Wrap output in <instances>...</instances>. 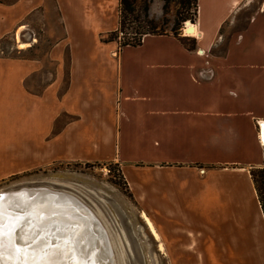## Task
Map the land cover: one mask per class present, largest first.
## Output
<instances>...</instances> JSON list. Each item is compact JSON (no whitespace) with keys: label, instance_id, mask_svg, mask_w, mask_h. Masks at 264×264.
<instances>
[{"label":"crops","instance_id":"crops-1","mask_svg":"<svg viewBox=\"0 0 264 264\" xmlns=\"http://www.w3.org/2000/svg\"><path fill=\"white\" fill-rule=\"evenodd\" d=\"M236 1L257 3L243 25L240 11L198 0L197 31L185 34L193 43L152 33L123 47L102 39L118 27L120 0L0 1V38L19 34L33 48L31 18L50 7L62 32L41 89L28 82L45 75L43 58L0 55V180L60 162H117L169 264H264L251 176L264 166V54L253 47L264 0ZM247 35L251 52L239 57Z\"/></svg>","mask_w":264,"mask_h":264},{"label":"rangeland","instance_id":"rangeland-1","mask_svg":"<svg viewBox=\"0 0 264 264\" xmlns=\"http://www.w3.org/2000/svg\"><path fill=\"white\" fill-rule=\"evenodd\" d=\"M195 3L196 0H136L137 11L144 13V8L148 6L147 13L149 19L154 20V30L157 33H173L187 43H193L185 37V28L195 22ZM256 4V2L245 4L236 0L213 2L200 0L202 9H213L222 15H231L236 10L240 11L239 26L254 13ZM184 18L187 20H183ZM30 24L37 33L33 48L24 49L26 45L21 46V44L27 41L21 39L19 34L15 36L12 33L0 38V55L43 58L45 75H35L28 82L32 88L41 89L54 70V65L47 60V52L52 42L60 37L62 32L56 11L52 7L38 9L36 15L31 18ZM223 31L227 36L228 25H225ZM191 37L190 39L193 40L194 38ZM247 40L248 35L242 44L243 54H238L239 57L245 58L246 52H251V48L244 44ZM234 43L235 39L232 47ZM255 44L253 47H256V52L259 53L256 57L261 58L260 53L264 54V34L257 35ZM233 56H235L234 49L231 58ZM118 169L117 162L54 163L27 175L0 180V191L22 186H44L75 196L106 228L116 258L115 264H169L165 247L160 238H155Z\"/></svg>","mask_w":264,"mask_h":264},{"label":"water","instance_id":"water-1","mask_svg":"<svg viewBox=\"0 0 264 264\" xmlns=\"http://www.w3.org/2000/svg\"><path fill=\"white\" fill-rule=\"evenodd\" d=\"M261 138L264 143V121L261 123ZM55 203L66 205V209L72 211V214L80 216V220L82 217L88 219L87 223L91 220L89 214H87V211L82 207L80 202L67 193L59 192L44 186H22L0 191V223L5 220L6 222H17L19 225L21 221H18L16 218L27 216L26 221H35V224H37L34 229L35 233L42 231L43 235L40 245H43V250H46L48 247L56 248L59 252L70 249V252L79 259L80 264H95V262H93L95 259L93 256H85L80 252L81 250L78 251L77 249L74 234L75 230L81 227L80 222L60 221L57 217H53V219L49 220L51 217L49 216L50 213L47 212L49 211L47 208H50ZM40 218L48 219L46 222L39 225L40 222L38 221L39 223H37L36 220ZM45 226H48L46 232L43 230ZM12 235L8 237L10 241L0 246V248H7V251L14 253H10L9 256L6 254L5 256L0 255V264H30V260L22 252V250H26L30 245H26V240L21 238H18L16 242H12ZM97 236L102 237V234ZM33 238L27 241H33ZM97 257H99L98 254ZM98 262L100 264H111L112 259L109 256L106 258L99 257Z\"/></svg>","mask_w":264,"mask_h":264},{"label":"bare ground","instance_id":"bare-ground-1","mask_svg":"<svg viewBox=\"0 0 264 264\" xmlns=\"http://www.w3.org/2000/svg\"><path fill=\"white\" fill-rule=\"evenodd\" d=\"M185 31L188 35H195L197 30L195 26L192 23H190L185 28ZM24 45L25 43L21 44V46ZM68 195L74 197L76 200L80 202L82 207L87 211V214H89L91 220L88 223H87L88 219L84 217H82V219L80 220V216L72 214L71 213L72 211L66 209L67 208L66 205H61L57 203L53 204L50 208H47V210H49L47 212L50 213L49 216L51 217L49 218V220L53 219V217H57L58 220L60 221L80 222L81 227H78L75 230V234H74L78 251L81 250L80 252L83 253L85 256L87 255L93 256L95 258L93 260L95 264H100L98 262L99 257L106 258L107 256H109L112 259L111 264H115V260H114L115 258L112 251L113 249L110 244L105 227L102 225V223H100V221H98L97 217L91 212L90 209L87 208V206L81 200L70 194ZM16 219L18 221H21L19 225L17 222H15L16 220L14 221L15 223H12L11 221L6 222L5 220H3L2 223H0V244H1L0 246L8 243L10 241L8 237L13 234L12 242H16L18 238H21L26 240L25 241L26 245H30L26 250H22L23 254L30 260V264H80L79 259L70 252V249H65L64 252H59L58 249L56 248L48 247L46 248V250H43L42 249L43 245H40L41 244L40 241H42L43 234L42 231L39 233H35L34 229L37 226V224H35V221H26L27 216L25 217L20 216L17 217ZM47 219L40 218L36 220V222L37 223L40 222L39 223L40 225L46 222ZM46 228H48V226H45L43 228L45 232L47 231ZM100 234H102V237L97 236ZM31 238H33V241H27ZM10 253H14V252L7 251V248H3V249L0 248V255L5 256L6 254L9 256ZM97 254L99 255V257H97ZM6 259L8 260L7 257Z\"/></svg>","mask_w":264,"mask_h":264},{"label":"trees","instance_id":"trees-1","mask_svg":"<svg viewBox=\"0 0 264 264\" xmlns=\"http://www.w3.org/2000/svg\"><path fill=\"white\" fill-rule=\"evenodd\" d=\"M0 1L3 3L10 4L13 3L15 0H0ZM195 7H196V15H197L198 0H196ZM119 10L120 12H119L118 27L116 30L111 31L106 35H103L102 39L104 41L106 42L117 41L119 47H123L126 45L137 46L142 43L144 35L157 33L154 30V20L149 19V15L147 13L148 6L144 8V13H142L137 11L136 0H120ZM183 20H187V18H184ZM130 29H133V31H130ZM35 171H29L21 175H27ZM118 171L121 173L125 185L129 189L127 181L125 180L120 167ZM15 176H20V174L13 175L12 177ZM251 176L255 182L259 200L264 210V167L251 169Z\"/></svg>","mask_w":264,"mask_h":264},{"label":"built area","instance_id":"built-area-1","mask_svg":"<svg viewBox=\"0 0 264 264\" xmlns=\"http://www.w3.org/2000/svg\"><path fill=\"white\" fill-rule=\"evenodd\" d=\"M186 34V33H185ZM188 35V34H187ZM264 167V166H263Z\"/></svg>","mask_w":264,"mask_h":264}]
</instances>
